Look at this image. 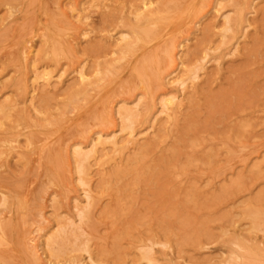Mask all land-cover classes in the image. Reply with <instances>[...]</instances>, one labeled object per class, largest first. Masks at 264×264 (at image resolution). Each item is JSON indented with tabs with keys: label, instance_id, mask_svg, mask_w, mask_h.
<instances>
[{
	"label": "rangeland",
	"instance_id": "obj_1",
	"mask_svg": "<svg viewBox=\"0 0 264 264\" xmlns=\"http://www.w3.org/2000/svg\"><path fill=\"white\" fill-rule=\"evenodd\" d=\"M0 264H264V0H0Z\"/></svg>",
	"mask_w": 264,
	"mask_h": 264
},
{
	"label": "bare ground",
	"instance_id": "obj_2",
	"mask_svg": "<svg viewBox=\"0 0 264 264\" xmlns=\"http://www.w3.org/2000/svg\"><path fill=\"white\" fill-rule=\"evenodd\" d=\"M190 13V12H189ZM160 19H161V17H160ZM156 20H159L158 18L156 19ZM151 21V20H150ZM148 22H149V20H148ZM152 22V21H151ZM155 22V21H154ZM153 22V23H154ZM147 23V22H146ZM145 23V24H146ZM153 23H151V25L153 24ZM157 23V22H156ZM154 25V24H153ZM148 27H150L149 26V24L147 25ZM145 27V28H143L142 29V32L143 33H145V35H147L148 36V34L150 33H152V26H151V28H150V31H149V28L148 27ZM155 28V27H154ZM231 29V28H230ZM149 34V35H150ZM80 93V92H79ZM78 93V94H79ZM171 115V114H170ZM131 116L132 115H129V118H131ZM169 117H171V116H169ZM171 119V118H170ZM175 119V118H174ZM132 120L130 119V122H131ZM172 121V120H171ZM98 139H100V138H98ZM146 154H148V153H146ZM143 158H144V156H143ZM79 170H80V172H83V171H85V164H84V160L83 159H81V164L79 165ZM87 215V212L85 211L83 214H82V216H86ZM57 238H56V241H54V239H53V242H55L54 244L56 245H58V246H60V247H62L63 245H64V241L62 240V239H65V238H70L71 239V237H74V239H76L77 240V237H80V235H78V234H76L75 232H74V230L72 229V228H68V227H63V228H61L60 230H59V232H58V234H57V236H56ZM53 244V243H52ZM53 244V245H54ZM55 245H54V247H55ZM56 245V246H57ZM57 248V247H56Z\"/></svg>",
	"mask_w": 264,
	"mask_h": 264
}]
</instances>
